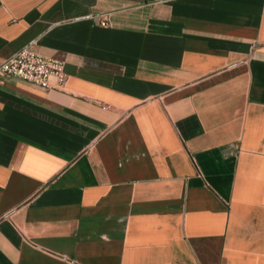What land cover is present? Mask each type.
<instances>
[{
    "label": "crops",
    "instance_id": "crops-1",
    "mask_svg": "<svg viewBox=\"0 0 264 264\" xmlns=\"http://www.w3.org/2000/svg\"><path fill=\"white\" fill-rule=\"evenodd\" d=\"M33 41L66 78L0 83V264H264V0H0V63Z\"/></svg>",
    "mask_w": 264,
    "mask_h": 264
},
{
    "label": "built area",
    "instance_id": "built-area-1",
    "mask_svg": "<svg viewBox=\"0 0 264 264\" xmlns=\"http://www.w3.org/2000/svg\"><path fill=\"white\" fill-rule=\"evenodd\" d=\"M107 26L106 18L100 22ZM37 42L26 45L0 63V83L15 78L45 90L61 89L65 83L64 63L43 56L38 52Z\"/></svg>",
    "mask_w": 264,
    "mask_h": 264
}]
</instances>
